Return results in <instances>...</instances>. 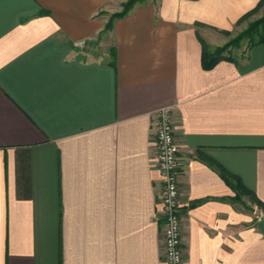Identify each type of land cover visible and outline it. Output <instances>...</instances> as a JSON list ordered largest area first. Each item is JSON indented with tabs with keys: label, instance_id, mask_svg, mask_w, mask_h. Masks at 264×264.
<instances>
[{
	"label": "crops",
	"instance_id": "crops-1",
	"mask_svg": "<svg viewBox=\"0 0 264 264\" xmlns=\"http://www.w3.org/2000/svg\"><path fill=\"white\" fill-rule=\"evenodd\" d=\"M126 1L0 0V264H167L166 106L184 264H264V207L219 170L264 203V42L207 69L200 39L260 0H144L107 30Z\"/></svg>",
	"mask_w": 264,
	"mask_h": 264
},
{
	"label": "built area",
	"instance_id": "built-area-1",
	"mask_svg": "<svg viewBox=\"0 0 264 264\" xmlns=\"http://www.w3.org/2000/svg\"><path fill=\"white\" fill-rule=\"evenodd\" d=\"M160 119L154 134V164L162 176L160 219L163 220L164 250L167 264H184V211L182 203L180 167L181 145L177 139L172 109L158 111ZM100 264H112L103 262Z\"/></svg>",
	"mask_w": 264,
	"mask_h": 264
},
{
	"label": "trees",
	"instance_id": "trees-1",
	"mask_svg": "<svg viewBox=\"0 0 264 264\" xmlns=\"http://www.w3.org/2000/svg\"><path fill=\"white\" fill-rule=\"evenodd\" d=\"M143 1L144 0H127L123 4V8L121 11L115 12L111 15V17H110V19L106 25V29L107 30L111 29L115 19L121 18V17L127 15L134 8V6L136 4L143 2ZM263 3H264V0H260L254 8H252L251 10H249L248 12H246L244 15L241 16L238 23L242 22L250 14H252L257 9H259ZM259 27L262 28L261 33H257ZM256 33L258 34L257 39H255V35H254ZM246 35L250 36L249 38L252 40L250 47L264 42V17L262 19L258 20L252 26H250L249 30L243 31L236 38H234L233 40H230L227 44L220 46V47H217L215 49H212L210 47V45L203 38H200L202 41V45H203L202 62H203L204 68H207V69L212 68L220 60L232 58L231 54L227 55L226 52L230 53L229 48L232 47L233 45H238L240 43L241 39L243 37H245ZM219 170H220L221 174L226 178L228 183L236 191L235 198H241L242 195H248L253 199V201L257 202L260 206L264 207V203L256 196V194L252 190H250L243 183V181L241 180L240 177L230 173L228 170H226L222 166L219 167Z\"/></svg>",
	"mask_w": 264,
	"mask_h": 264
},
{
	"label": "rangeland",
	"instance_id": "rangeland-1",
	"mask_svg": "<svg viewBox=\"0 0 264 264\" xmlns=\"http://www.w3.org/2000/svg\"><path fill=\"white\" fill-rule=\"evenodd\" d=\"M264 17V3L262 4V6L257 9L255 12H253L252 14H250L246 19H244L242 22L238 23L236 25V28L230 31H225V33L222 34V37H226L227 41L219 44V45H210V47L212 49H215L217 47L223 46L225 44H227L230 40H233L234 38H236L240 33H242L243 31H247L250 29V26H252L253 24H255L258 20L262 19ZM262 28L259 27L257 33H261ZM254 34L255 35V39L258 38V34ZM250 36H245L241 39L240 43L238 45H233L232 47H230V53L226 52V54H231V57L234 58H238L240 56H232V55H236L239 52H242L244 49L249 48L251 45V39L249 38ZM94 46V47H92ZM87 51H96L95 49V45L94 44H90V46L86 45V48H84ZM90 57V56H87ZM92 57V56H91Z\"/></svg>",
	"mask_w": 264,
	"mask_h": 264
}]
</instances>
